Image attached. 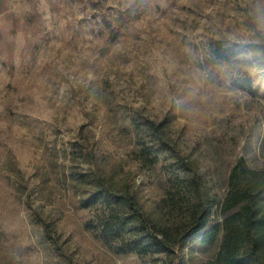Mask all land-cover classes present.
<instances>
[{"label": "rangeland", "instance_id": "rangeland-1", "mask_svg": "<svg viewBox=\"0 0 264 264\" xmlns=\"http://www.w3.org/2000/svg\"><path fill=\"white\" fill-rule=\"evenodd\" d=\"M257 0H0V264H203L118 253L84 207L95 172L125 184L156 226H183L174 155L221 201L242 157L264 170V33ZM232 46L218 57L217 45ZM248 81V83H247ZM180 174V173H178ZM216 214L213 221L220 220Z\"/></svg>", "mask_w": 264, "mask_h": 264}, {"label": "trees", "instance_id": "trees-1", "mask_svg": "<svg viewBox=\"0 0 264 264\" xmlns=\"http://www.w3.org/2000/svg\"><path fill=\"white\" fill-rule=\"evenodd\" d=\"M231 52L232 46L228 44L215 48L218 57L229 56ZM160 144L162 148L155 157L164 151L173 153V166L180 173L171 181L168 195L170 203L183 210V226L175 229V234L168 227L156 226L141 210L127 185L118 190L111 178L95 172L92 178L95 188L83 205L104 207L87 228L105 241H113L116 252H132L140 257L174 253L191 236L211 244L221 233L216 256L203 264H264V170L249 168L239 157L229 171L225 195L218 201L205 189L199 166L193 160L165 140ZM217 212L221 217L214 222Z\"/></svg>", "mask_w": 264, "mask_h": 264}, {"label": "clouds", "instance_id": "clouds-1", "mask_svg": "<svg viewBox=\"0 0 264 264\" xmlns=\"http://www.w3.org/2000/svg\"><path fill=\"white\" fill-rule=\"evenodd\" d=\"M253 15L255 17L257 30L264 33V0H257Z\"/></svg>", "mask_w": 264, "mask_h": 264}]
</instances>
